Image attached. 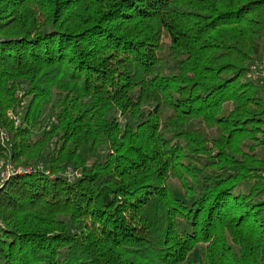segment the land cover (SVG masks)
I'll use <instances>...</instances> for the list:
<instances>
[{
	"label": "trees",
	"instance_id": "obj_1",
	"mask_svg": "<svg viewBox=\"0 0 264 264\" xmlns=\"http://www.w3.org/2000/svg\"><path fill=\"white\" fill-rule=\"evenodd\" d=\"M263 34L264 0H0V161L50 170L0 189V264H264Z\"/></svg>",
	"mask_w": 264,
	"mask_h": 264
},
{
	"label": "built area",
	"instance_id": "obj_2",
	"mask_svg": "<svg viewBox=\"0 0 264 264\" xmlns=\"http://www.w3.org/2000/svg\"><path fill=\"white\" fill-rule=\"evenodd\" d=\"M247 79L259 81L264 88V34L262 47L259 56L251 63ZM0 139L3 143L8 142L9 136L5 133L0 134ZM45 172L50 174V170L43 162H39L33 166H23L15 164L11 161H0V189L3 188L11 179L16 176L31 175L34 172ZM69 182H74L80 177V173L70 170L65 174Z\"/></svg>",
	"mask_w": 264,
	"mask_h": 264
},
{
	"label": "rangeland",
	"instance_id": "obj_3",
	"mask_svg": "<svg viewBox=\"0 0 264 264\" xmlns=\"http://www.w3.org/2000/svg\"><path fill=\"white\" fill-rule=\"evenodd\" d=\"M262 97L264 98V88H262ZM171 186L174 188V190L179 194L182 193V189L180 188L179 184L177 182H172ZM264 197V196H263ZM200 248H198L194 253L190 255V258L195 259L200 256Z\"/></svg>",
	"mask_w": 264,
	"mask_h": 264
}]
</instances>
